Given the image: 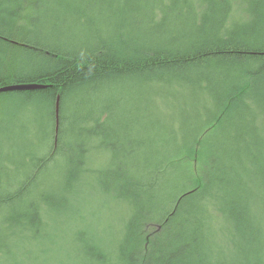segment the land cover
<instances>
[{"label": "trees", "instance_id": "obj_1", "mask_svg": "<svg viewBox=\"0 0 264 264\" xmlns=\"http://www.w3.org/2000/svg\"><path fill=\"white\" fill-rule=\"evenodd\" d=\"M97 1L0 0V86L42 85L0 92V97L15 101L13 109L32 113L33 108L36 125L37 114L48 109L40 122L47 141L36 132L46 150L40 154L35 147L27 150L20 167L28 166L29 171L12 192L7 191L12 189L6 184L8 169L0 174V190L6 191L0 195V253L16 232L39 228L42 210L66 208L67 195L79 190L83 180L93 179L98 188L112 191L130 208L115 264H205L199 226L206 220L211 225V210H218L240 236L241 230L249 231L247 223L256 220L249 198L264 196V0H134L135 4L122 7L129 17L125 14L118 20L122 28L132 30L129 39L105 40L96 32L90 37L93 46L74 41L66 50L58 26L66 18L94 23L91 10L96 5L105 9ZM237 2L244 16H234ZM169 21L173 26L168 31ZM147 24L145 36L165 33L166 40L135 42L136 36L140 39L139 29ZM118 46L126 55L119 56ZM17 57L23 59L21 72L13 65ZM121 82L140 85L149 100L161 99V121L146 111L149 129L164 130L158 141L152 135L123 141L112 135L118 105L112 94L106 101L91 99L90 106L80 110L99 87L108 91ZM117 100L123 102L120 96ZM121 115V128L127 133L128 121ZM110 137L114 142L107 140ZM153 149L160 152L156 160L139 156L127 162L138 151L149 154ZM101 153L106 160L94 164ZM59 160L60 170L55 166ZM49 167L57 171L42 178ZM32 188L37 194L25 204H31L29 217L26 210L15 211L13 206ZM144 194L147 206L141 203ZM143 230L148 241L142 239ZM94 245L83 244V252L103 262L100 249H89Z\"/></svg>", "mask_w": 264, "mask_h": 264}, {"label": "rangeland", "instance_id": "obj_2", "mask_svg": "<svg viewBox=\"0 0 264 264\" xmlns=\"http://www.w3.org/2000/svg\"><path fill=\"white\" fill-rule=\"evenodd\" d=\"M97 2L100 3L99 5H104L105 9L104 7L101 8L96 5V7L91 10L89 17L94 19V23H92V21L89 23H80L79 21L73 20V18H66L63 25L60 23L58 26V33L62 35V32H64L63 38L60 35L59 41H62V43L65 42V45H67L65 47L66 50H68L70 46H73L72 43L74 44V41L79 43L85 40L93 46V40L90 37L95 35L96 32L105 40L114 37L118 38V36L129 39L130 33L128 32L132 30H130L129 26H123L122 28L118 20L119 17L125 14L127 15H125L124 18L129 17L128 15H130V13L124 12L122 7L126 8L130 4H135L134 0H98ZM235 5L236 10L234 16H244L239 3L237 2ZM46 6L48 5L46 4ZM50 7L53 8L51 5ZM62 7L65 9L66 6L62 4ZM40 14L43 15L42 12H40ZM61 18L62 16H59V21ZM172 20L174 21V19ZM126 21H128L127 18ZM177 24L179 23L177 22L176 25ZM123 25L127 24L124 23ZM147 26L148 24L141 26L138 32L140 33V39H137L136 36L135 42L141 44L142 42L140 41H145L143 43L146 44L147 41L156 43L158 39L166 40L167 36L165 33L156 36H145L144 34H146L145 30ZM171 26H173V24L169 21L167 25L168 31ZM135 27V24H133V28ZM150 29L155 28L151 26ZM67 39L70 41H67ZM131 46L134 47L135 45ZM117 48H119L117 52L119 56H122V53L125 54L121 47L118 46ZM22 60V58L18 60V57L13 60V65L16 69L23 68L21 67L22 64L19 62ZM32 62L34 63L35 61L33 60ZM19 71L21 72L20 69L18 72ZM128 83L129 82L117 83L111 89H107L108 91H103V86L99 87L94 96L92 95L89 98L86 97V101L80 105V110L83 111L87 106H90L91 99L97 98L106 101L107 95L112 94L113 96L111 99L115 98L118 104L114 107L115 110L113 109L115 118L111 121L112 135H115L121 140L124 137L126 138L127 134L141 139L148 137V135H152L154 136V140L158 141V138H161L164 130L162 129L161 133L160 131L153 132L149 129L146 111H152L156 114L157 120L161 121L163 116V103L161 99L153 97L149 100V97L144 95L146 93L144 89V96H142L140 85L137 87L134 82H132L134 86L132 84L128 85ZM119 96L123 98V102L120 104L117 100ZM205 98L207 99L208 97L205 96ZM149 101H151L152 104L147 109ZM14 103L15 101L0 97V174L3 175L5 173L4 169H8L6 175V180L8 181H6V184L10 183L12 189L7 190L10 192L16 187V183L18 185V181L29 171L28 166L24 168L20 167V161L24 159L23 155H26L30 147H35V152L40 154V152L46 150L43 139L47 141L45 136V125H42L40 122H43L42 118L47 115L48 109L44 108L39 113L37 112V117L39 119H37L38 125H36L33 120L34 118H31L32 113L34 114V109L32 108V113L26 109H13ZM65 108L66 111H69L71 105L67 103ZM121 113H124V119L128 121L127 133H125L124 128H121V121H123ZM153 118L155 119V115ZM130 121H136V124ZM24 124L25 126L23 127ZM40 125L42 126L41 128ZM173 127L177 128L176 119H174ZM36 132L38 133V137L40 136L43 138L41 141L37 140ZM107 140H109L110 143L114 142L112 137ZM156 143L158 144V142ZM153 150L155 152H153ZM153 150L149 152V154L145 151H138L130 159L128 158L129 160H127V162L139 156H146L148 161L156 160L158 156H160V152L157 151V149ZM101 154L96 157L94 164L99 165L100 163H104L106 158H104L103 155L105 153ZM118 155L119 154H117V156ZM6 157L16 162L19 168L13 165V163H9ZM61 163V160H59L55 164L59 170L62 168ZM1 167L3 169H1ZM56 171L57 170H53L52 167H49L43 172L41 177H49L51 172ZM135 177L138 179L137 185L139 186V175H135ZM89 180L90 181L83 180L82 186L79 183L77 186L80 189L73 194H65L68 197L67 202L65 200L66 208L42 210L38 229H35V231L27 230L22 232V234L16 232L11 237L9 236L8 245L0 253V264H115L118 248L124 236V225L128 221L127 214L130 208L123 200L116 198L112 191L102 190L91 182L93 179ZM94 181L97 180L94 179ZM54 186L55 185H52L51 189H53ZM135 188H138L139 192H141V187ZM3 190L4 189L1 188L0 195L6 192ZM233 190L234 189H232V191ZM30 191L31 193L20 199V202L15 200L13 206L16 209L15 211L26 210L25 213L29 217L32 216L31 204L28 207L25 204L29 200H33V196L37 194L35 188H32ZM146 194L142 196L143 199L141 201L144 206H147L148 195ZM248 203L251 213L256 217V225L247 223L249 231L247 229V231L241 230L242 234L240 233V236H235L234 226L231 224L229 225L216 209L211 210L213 216L210 221V226L207 220L202 224L200 223L199 228H202L204 234V237L202 236L204 238L202 259L205 264H264V196L256 194L254 198H249ZM1 215H3L2 211H0V220L2 217ZM195 217L197 218L198 215ZM208 218L210 219L209 215ZM143 225L144 223L141 224V227H143ZM145 228L146 225H144L143 229ZM142 239L143 241L149 240V236H146V230H143ZM90 241H92V243H90ZM82 243H87L90 246L95 244L94 246L96 247H89V249L93 251H98V249H100L104 253L101 254V257L104 259L103 262H98L97 259H91V257L86 255L83 252ZM213 258L214 260H212Z\"/></svg>", "mask_w": 264, "mask_h": 264}, {"label": "water", "instance_id": "obj_3", "mask_svg": "<svg viewBox=\"0 0 264 264\" xmlns=\"http://www.w3.org/2000/svg\"><path fill=\"white\" fill-rule=\"evenodd\" d=\"M40 87H42V85L37 84V83H15V84L0 86V92L14 91V90H29V89H36ZM58 122H59V97H57V100L55 103V134H57V131H58Z\"/></svg>", "mask_w": 264, "mask_h": 264}, {"label": "bare ground", "instance_id": "obj_4", "mask_svg": "<svg viewBox=\"0 0 264 264\" xmlns=\"http://www.w3.org/2000/svg\"><path fill=\"white\" fill-rule=\"evenodd\" d=\"M144 95H147V96H148L149 94L146 92ZM144 95H143V92H142V96H144ZM56 100H57V98H56ZM55 103H56V102H55ZM133 137H135V136H132L131 134H130V135L127 134V135H126V138H125L124 140L130 139V138H133ZM136 139H137V138H136ZM122 141H123V140H122ZM118 158H119V160L121 159L120 156H118ZM121 160H122V159H121ZM90 240H91V239H90ZM93 242H94V241H93ZM90 243H92V241H90ZM212 260H214V258H213ZM212 264H213V263H212ZM216 264H218V263H216Z\"/></svg>", "mask_w": 264, "mask_h": 264}]
</instances>
